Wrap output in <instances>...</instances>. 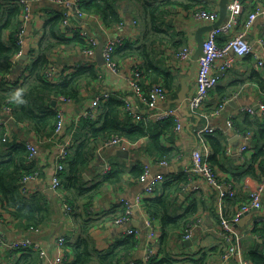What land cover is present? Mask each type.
Instances as JSON below:
<instances>
[{
    "label": "crops",
    "instance_id": "obj_1",
    "mask_svg": "<svg viewBox=\"0 0 264 264\" xmlns=\"http://www.w3.org/2000/svg\"><path fill=\"white\" fill-rule=\"evenodd\" d=\"M20 1L23 3V0ZM151 1L159 3L165 0ZM76 2L77 0H68L62 4L55 0L32 2V16L26 25L23 43V54H26L27 58L25 60H22L21 57L18 58L14 71L7 75L9 82L14 83L23 78L21 71L32 62L28 56L29 49L33 48L36 53L38 52V44L44 37L47 21L55 17L59 10H62L63 16L65 14L69 16L68 24L63 26V33L67 37H72L77 32L83 36L82 33L85 31L90 38L96 39L98 44L100 42L105 44L118 38L122 40L120 44L144 42V27L139 22L140 20L134 18L135 15L138 16L141 13V8L133 0L131 1L132 5L128 3L129 0L121 1V8L126 16L129 15V18L125 16V24L114 28H105L102 18L98 15L79 16L75 12ZM174 2L178 3L170 7L165 17L166 30L169 34L164 35L163 43H157L156 47L158 49V66L165 69L167 73L175 75V80L170 85H166L164 81L151 80L148 76L143 78L146 87L149 88L152 83L159 82L167 91L166 101L158 106L156 112L181 105L172 102L177 100L182 80L185 77H190L188 97L192 96L196 90L197 71L194 76L191 72L193 56L191 61H187L180 60L175 55L176 52L187 46L192 48L195 53L197 32L203 30L202 35L205 39L209 34L207 28L212 24L196 19L193 15L194 8L202 6L204 9L218 13L220 10V0H174ZM263 6L264 0H244L239 23L225 35L226 38H221L228 41L230 37L242 31L250 13L257 7ZM247 36L257 55L264 58V14L259 15L248 28ZM96 53L97 48L93 53L87 54L84 45L70 43L64 44L54 54L55 80H62L65 75L82 64L96 63L101 70V77L95 84V91L85 89L79 101H67L62 104L59 103V100L57 101V108L62 107L65 114V128L62 134H54L51 138L37 139L32 133H28V127L25 126L22 129L13 120H9L10 134L12 132L17 136V140L14 141L21 143L28 140L38 150L36 156L30 159L37 171L25 183L26 192L24 193L29 196L39 195L49 199L52 213L49 222L37 228L29 227L26 222L4 213L3 217H0V234L9 244L21 239H31L39 243L46 253L45 257L41 258V254L37 250L42 264H52L60 255L64 257V263L73 262L75 259L74 245L81 238L87 236L90 245L100 252H106L119 242L134 238L136 246L128 252L123 264H137L138 262L149 264L148 262L152 259L162 261L165 258L171 259L175 262L174 264H198L202 259V264H242L244 260L255 264L252 256L255 253L260 256L264 253V237L253 231L257 222L264 223V195L262 197L263 208L245 214L234 227L239 235V238L235 239L239 241L238 252L235 256L229 259L223 258V253L228 251L229 245L220 234L222 217H234L240 206L249 201L251 189L261 179L244 176V171L255 163L254 152L248 150L244 155L238 153L243 138L235 127H228L224 133L201 131L206 127L227 126L228 121H242L248 113L253 118L256 116L259 118V124H255L257 128L264 127V110L260 107L261 104H264V70L259 67L256 56L254 54L235 56L233 67L224 73L218 85L209 93L202 105V113H209L225 99L229 100L228 107L220 116L207 117L204 113H194L190 109L193 115L189 116L181 109V130L176 129L177 124L173 117L150 121V123H157L170 118L174 119L175 126L171 129L164 127L162 125L164 123H159L161 125L153 128L154 132H161L162 145L174 149L176 153L173 160H169L165 156L167 158L163 161L168 162L167 166L161 165L162 160L159 158L158 151L149 139L141 142L127 140L128 146L123 150L130 151L128 159L115 154L118 149L122 148L104 147V142L99 144L92 142L89 144L92 160L82 174V183L88 188H96L90 190L89 195H79L72 190L69 192V198L64 193V187L54 190V193L50 194L48 190L52 189L50 182L56 175L59 149L63 142H69L70 147L73 146L75 134H79V124L82 122L79 114L92 107L94 96L97 93H117L125 102V111L132 114L137 123L144 121L138 118L139 115L145 116L151 113L146 103L136 95L129 84L130 76L134 74L138 64L142 65L143 61L133 57H117L119 70L115 72L105 65L100 66ZM231 55L233 54L231 53ZM18 66H22V69L19 70ZM247 108H251L254 113L247 111ZM99 111L97 110L93 119L97 118ZM3 121L1 117L0 123ZM211 137L215 141L219 137L223 150V153L218 154L219 162L214 166V169L221 178L236 179V182L233 181L236 197L233 200H225L220 203L217 190L202 177L192 174L193 178L190 176L191 179L186 187L173 194L172 199L175 200V208L178 213H184L191 206H195L196 214L193 215L195 216L193 218L200 217L202 221L192 239L184 238L179 230H171L163 244L161 242L162 219L148 212L146 199L158 198L163 195V192L167 191L165 183L169 177L186 172L187 168L192 165V154L198 146L204 148L207 158L215 155L212 139L210 141ZM6 151L8 148L3 150V152ZM139 165L143 168L148 166L154 175L158 173L165 175V182L163 180L160 183L163 185H159L154 193H147L145 184L140 182L138 177L131 175L132 169ZM118 166L123 169L122 179L115 184L104 182V177ZM63 175L66 176V172ZM195 186H199L200 189L195 190L193 188ZM61 197L66 199V204L71 208L70 212H67ZM123 200H129L135 206L131 222L118 225L115 223V218L122 216L125 210ZM148 219L151 221L152 230L155 231V236L152 238L148 235L151 229L148 227ZM86 228H88L87 231ZM130 229L138 230L139 235H128L127 232ZM62 237L66 241L63 245H59V239ZM17 252L18 250H11L8 246L0 244V264H13L20 256Z\"/></svg>",
    "mask_w": 264,
    "mask_h": 264
},
{
    "label": "trees",
    "instance_id": "obj_2",
    "mask_svg": "<svg viewBox=\"0 0 264 264\" xmlns=\"http://www.w3.org/2000/svg\"><path fill=\"white\" fill-rule=\"evenodd\" d=\"M121 1L77 0V4L85 15L95 14L100 16L105 28H114L126 22L124 19L126 14L121 8ZM131 1L128 2L130 5H132ZM133 1L141 8V13L138 16L135 15L134 18L142 23L145 40L139 44L129 42L119 44L115 49L114 56L116 62L120 57H133L143 61L141 66L138 64L140 70L138 83L146 96L153 84H159V82L152 83L148 88L143 83L145 76H148L151 80L164 81L166 85H170L175 80V75L167 73L165 69L158 66L156 44H162L165 39L164 35L169 34L166 30L165 17L170 7L178 2H174V0H165L159 3H154L151 0ZM24 9L25 5L20 0H0V119L1 117L4 121L8 119V122L13 120L22 129L25 126L28 127V133H32L37 139L51 138L55 134L59 119L58 108L52 105L53 100H59V103L63 98L70 101H79L85 89L95 91V84L101 77V70H99L96 63L82 64L65 75L62 80H55L54 54L58 49L62 48L64 44L70 43L74 45L82 44L86 49L92 47L78 32L72 37L65 36L63 33L65 15L63 16L62 10H59L55 17L47 21L44 37L38 44V52L36 53L33 48L29 49L28 56L32 62L27 64L23 68L24 70L21 71L23 78L14 83L9 82L7 75L14 71L19 58L18 55L24 49L18 41ZM198 9L204 8L196 6L193 12ZM126 17L129 18V15ZM221 37H225V35L218 36L217 43L220 46H225L228 41L225 39L226 37ZM50 70L53 71V78H50L47 74ZM5 106L12 108L10 114H3ZM124 107L123 98L117 93L111 94L108 99L102 102L99 109L100 113L96 119H81L79 134H75L74 144L70 147L69 157L63 171V173L66 172V176L63 173L61 174L62 187H64V193L68 198L70 196L69 192L72 190L79 195H89L90 190L96 188H88L83 186L82 183V174L92 160L89 147L92 142L105 143L116 137H122L131 142H141L149 139L158 151L159 158L162 161L167 157L169 160L175 158L174 149L162 145L161 132L153 131L155 126L161 125L159 123H164L162 124L164 127L173 128L175 126L174 119L170 118L157 123L145 121L137 123L134 121L132 114L125 111ZM214 110H211V112ZM250 113L253 114L254 112ZM259 122L257 116L253 118L249 113L242 121L233 122V128H237L241 135L251 134L248 150L254 152L255 163L244 171L246 178L259 179L264 176V127L257 128L255 124L258 125ZM218 138H216V141L212 137L210 138V141L212 139L211 143H213L215 155L209 156L208 162L213 168L219 162L218 154L223 153L222 142ZM14 140H17L16 135L11 132L6 136L5 129L0 127V217H3L4 213H8L15 219L26 222L29 227H41L49 222L52 213L51 202L45 197L39 195L29 196L23 192L22 180L26 176L34 175L37 170L33 161L30 160L28 140L21 143ZM7 148L8 151L3 152ZM143 172L144 168L139 165L132 169L131 175L140 178ZM122 173L123 169L118 166L104 177V182L115 184L122 179ZM189 179H191L190 175L186 172L169 177L167 183H165L167 191H164L163 195L158 198L146 199L148 212L162 219L161 242L163 244L171 230H179L182 233L185 225L195 217L193 216L196 214L195 206H191L184 213H178L175 208V200L172 199L173 194L186 187ZM165 180L166 178L164 182ZM231 181L236 182V179ZM235 197L226 200H233ZM87 230L88 228H86ZM253 231L264 237V223L257 222ZM135 246L136 240L128 238L119 242L112 249L100 252L90 245L88 236L83 237L74 245L75 259L73 262H65L64 264H123L128 252L133 250ZM17 253L20 256L13 264H42L40 254L34 248L18 250ZM252 260L255 264H264V253L261 256L255 253ZM202 262L203 259L198 264H202ZM148 263L174 264L175 262L165 258L162 261L152 259ZM137 264L147 263L138 262Z\"/></svg>",
    "mask_w": 264,
    "mask_h": 264
},
{
    "label": "built area",
    "instance_id": "obj_3",
    "mask_svg": "<svg viewBox=\"0 0 264 264\" xmlns=\"http://www.w3.org/2000/svg\"><path fill=\"white\" fill-rule=\"evenodd\" d=\"M35 0H23L25 5V9L22 16V25L20 32L18 34L19 44L23 47L24 38H25V28L27 23L29 22L32 16V2ZM57 3H64L68 0H55ZM76 10L75 12L79 16H84L85 13L80 10L78 4L76 2ZM244 8V0H230L228 4V18L227 20L217 27L216 29L209 32L207 38L205 39L204 44V54L200 56L197 73H196V90L194 94L187 98L188 108L194 113H202V105L205 100L208 98L209 93L218 85L220 79L231 67L234 65V57L235 56H246L249 54H254L258 59V65L261 69L264 70V58H261L254 51L252 44L247 36L248 28L254 23L256 18L259 15L264 14V6L257 7L253 12L250 13L247 21L244 24V28L242 31L237 32L235 35L229 38L227 44L225 46H219L217 43V38L220 35H226L231 32L232 28L235 27L240 20V15ZM194 17L198 20H205L213 24L218 21L219 13L217 11H208L205 9H198L194 12ZM67 14H65L64 24H68ZM135 23V22H134ZM83 37L89 42L92 47H88L86 49L87 54H91L98 47V41L94 38H90L88 34L84 31L82 33ZM122 43L120 38L113 39L105 43L103 49V55L106 60V67L113 71H118L119 66L115 59V49L116 47ZM24 49L21 50L18 57L20 58L23 55ZM194 50L190 47H184L180 51L176 52V58L180 60L191 61ZM231 53L233 55H231ZM132 76H130L129 84L130 87L135 91L136 95L139 96L147 105L148 110L151 112L148 115L142 116L139 115L138 118L144 120L145 122H150L151 120H163L169 117H173L176 120V129H182V121L180 118L181 114V105L177 107L169 108L165 111L156 112L155 110L158 106L166 101L167 99V91L161 84H155L145 96L141 86L138 83V79L140 77V70L137 67L133 72ZM48 76L53 78V71H48ZM111 95L110 92H103L94 96L93 105L90 109H87L79 114L80 119H93L95 117V113L101 107V104L104 100L108 99ZM70 101L69 99L63 98L60 100V104L66 103ZM229 100L225 99L222 101L219 106L210 113H204L207 117L211 116H220L228 107ZM261 109L264 110V104H261ZM4 114H10L12 108L9 106L4 107ZM247 111L252 112L251 108H247ZM58 122L55 128V134H62L65 128V114L62 107L58 108ZM0 127L5 129V135H9V127H8V119L0 123ZM228 127H233V122L228 121L227 126L221 127H206L201 132H210L219 131L224 133ZM243 138V143L240 146L238 153L240 155H244L249 149V143L251 141V134L246 133L241 135ZM104 147H113V148H126L128 146V141L122 137H116L109 141L103 143ZM28 148L30 150V158H34L38 152L37 147L31 143H28ZM70 153V144L69 142H63L59 153L57 155L58 165L56 175H54L51 180V188L53 190H59L62 187V171L65 169V164L68 160ZM161 165L167 166V161H162ZM187 174H189L192 178L193 175H197L202 177L210 186L214 187L218 192L219 202H224L227 198H233L236 195L235 185L234 183L225 178H221L217 171L211 166L208 162L207 156H205L204 148L198 146L194 149L192 154V165L187 168ZM193 174V175H192ZM34 175L26 176L21 184L23 192H26L25 183L32 178ZM165 175L162 173H158L156 175L151 173V170L148 166L144 168V172L139 178V181L145 184L147 193H154L160 183L164 180ZM195 190H199V186L193 187ZM264 195V176L256 183L254 188L250 191V199L249 202L244 203L238 210V212L232 218H228L223 216L221 219V231L220 234L224 238V240L228 243V251L223 254V258L229 259L232 256H235L238 252L239 241L235 240L239 238L238 233L235 230V226L240 222L241 218L250 212L261 210L263 208L262 197ZM63 203L65 204V208L67 212L71 211V208L68 204H66V199L61 197ZM125 204L124 214L121 217L115 219V223L118 225L127 224L131 222V218L133 215V210L135 204L129 200H123ZM201 218L196 217L191 219L188 222L183 231L182 236L186 239H192L197 228L201 223ZM264 221V220H263ZM148 227H151L148 235L150 238L155 236V231L152 230L151 221L147 220ZM128 235H139V231L136 229L128 230ZM65 238L59 239V245H63L65 243ZM0 244L1 246H8L11 250H25L27 248H34L38 250L41 254V258H44L46 253L41 248L39 243L34 242L31 239H21L15 240L11 244L6 241V239L0 234ZM52 264H64V257L62 255L58 256ZM242 264H251L249 261H243Z\"/></svg>",
    "mask_w": 264,
    "mask_h": 264
},
{
    "label": "water",
    "instance_id": "obj_4",
    "mask_svg": "<svg viewBox=\"0 0 264 264\" xmlns=\"http://www.w3.org/2000/svg\"><path fill=\"white\" fill-rule=\"evenodd\" d=\"M230 0H220V10H219V19L217 22L213 23L211 26H209L207 28V30L210 32L214 29H216L217 27H219L220 25H222L227 16H228V4H229ZM75 10H76V6H75ZM203 30H200L199 32H197V36H196V40H197V48L195 50V53L193 55V62H192V76H194L195 72L197 71L198 68V63H199V58L200 56H202L204 54V44H205V38L202 35ZM104 43L100 42L98 44L97 47V53H96V58L98 60V64L100 66H104L106 65V60L104 58L103 55V49H104ZM27 58L26 54H23L21 56L22 60H25ZM18 69L21 70L22 66H18ZM190 77H185L182 80V86L181 89L178 93V98L177 100L173 101L172 103H178L181 104L182 106V110L185 114L191 116L193 115V113H191V111L188 108V104H187V97H188V92H189V85H188V81H189ZM53 107H57V100H54L52 102ZM199 117V116H196ZM115 154H117L118 156L122 157V158H130V151L128 149L123 150V149H118ZM48 192L50 194L54 193L53 189L48 190Z\"/></svg>",
    "mask_w": 264,
    "mask_h": 264
}]
</instances>
